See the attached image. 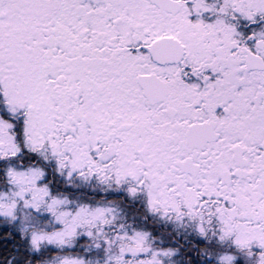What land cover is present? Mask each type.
Listing matches in <instances>:
<instances>
[{"label":"snow or ice","instance_id":"1","mask_svg":"<svg viewBox=\"0 0 264 264\" xmlns=\"http://www.w3.org/2000/svg\"><path fill=\"white\" fill-rule=\"evenodd\" d=\"M0 264H264V0H0Z\"/></svg>","mask_w":264,"mask_h":264}]
</instances>
